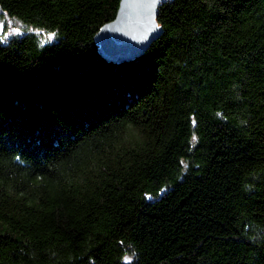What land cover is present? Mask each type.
Here are the masks:
<instances>
[{"label": "trees", "instance_id": "16d2710c", "mask_svg": "<svg viewBox=\"0 0 264 264\" xmlns=\"http://www.w3.org/2000/svg\"><path fill=\"white\" fill-rule=\"evenodd\" d=\"M119 4L0 0V264H264V0Z\"/></svg>", "mask_w": 264, "mask_h": 264}, {"label": "water", "instance_id": "95a60500", "mask_svg": "<svg viewBox=\"0 0 264 264\" xmlns=\"http://www.w3.org/2000/svg\"><path fill=\"white\" fill-rule=\"evenodd\" d=\"M163 1L120 0L115 18L95 34L99 54L110 63H123L143 55L162 35L157 11Z\"/></svg>", "mask_w": 264, "mask_h": 264}, {"label": "rangeland", "instance_id": "374dc122", "mask_svg": "<svg viewBox=\"0 0 264 264\" xmlns=\"http://www.w3.org/2000/svg\"><path fill=\"white\" fill-rule=\"evenodd\" d=\"M2 27V23H1V20H0V28Z\"/></svg>", "mask_w": 264, "mask_h": 264}]
</instances>
